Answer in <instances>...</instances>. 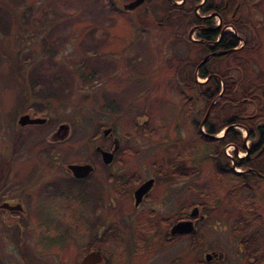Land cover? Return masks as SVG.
Returning a JSON list of instances; mask_svg holds the SVG:
<instances>
[{"label":"rangeland","instance_id":"obj_1","mask_svg":"<svg viewBox=\"0 0 264 264\" xmlns=\"http://www.w3.org/2000/svg\"><path fill=\"white\" fill-rule=\"evenodd\" d=\"M126 1L0 0V156L6 157L4 146L9 150L16 138L13 124L24 110L48 115V119L43 125L30 126L35 129V138L42 132L45 140L35 143L32 135H26L21 142L34 141L32 149L15 150L22 168L37 165L39 161L28 155L50 146L60 154L62 164L88 156L93 152L92 136L99 124L110 125L120 140L123 134L129 136L126 144L131 154L127 158L129 154L123 149V165L129 167L131 159L129 168L139 167L138 173L144 177L152 174L150 160L167 170L165 154L189 150L194 142L189 126V115L193 114L180 91L192 96L194 111L203 107L199 93L187 88L194 63L203 55L201 46L189 40L190 21L185 18L175 22L170 17L157 24L167 10L165 0H150L146 12L125 10ZM236 1L235 15L247 21L244 32H255L257 43L253 49H239L226 59L219 58L214 67L219 72L228 68L229 74L243 78L250 90L254 84H264V0H232L229 16ZM196 13H201L200 9ZM179 22L183 27L176 30L174 24ZM240 58L242 62L237 63ZM196 80L202 78L196 76ZM246 106L248 111L253 109V101ZM60 122L68 123L69 134L62 140L48 141L49 131ZM206 147L196 141L194 153L185 159L196 169L194 176L155 183L153 189L163 192L145 204L163 214L173 209L175 200L179 205H203L204 216L198 221L196 234L180 237L176 264H195L198 259L204 262V252L220 253L206 264H247L232 231L236 205L226 196ZM223 151L230 158L246 156L231 144H225ZM62 164L57 168L62 169ZM252 186L264 226V182L259 179ZM91 191L95 192L94 187ZM121 206L117 200V216L126 214ZM192 239L194 245L190 246ZM80 250L68 246L67 264H76Z\"/></svg>","mask_w":264,"mask_h":264},{"label":"flooded vegetation","instance_id":"obj_2","mask_svg":"<svg viewBox=\"0 0 264 264\" xmlns=\"http://www.w3.org/2000/svg\"><path fill=\"white\" fill-rule=\"evenodd\" d=\"M134 1L127 0L125 3L131 6L125 10L135 12L150 10V0H140L138 3H133ZM165 2L167 10L163 20L156 21L157 24H163V21H168L170 17L174 18L175 22L178 18H185L187 22L190 21L187 32L192 28L191 34L194 33L195 38H200L196 36L198 30L217 32L213 39H205L209 45L205 55L210 52H226L225 48L214 49L225 29H231L239 40L229 49L238 48L243 44L241 36L226 20L227 11L232 5L229 0H165ZM233 7L230 17L236 16L237 1ZM197 9H200L201 13L197 14ZM182 25L183 22L176 23L174 27L180 30ZM210 56L212 55L208 58ZM210 75L218 76L215 73L208 76ZM189 89L193 88L189 86ZM35 112L24 110L20 114L26 113L29 117L39 116L44 120L21 124L17 121L20 114L16 116L13 124L16 138L13 139L9 150L4 146L6 157L0 156V264H67L68 246L81 249L76 264H79L85 253L92 250H98L101 254V259L94 264H176L180 237L182 235L192 237L196 234L198 221L204 216L203 205L196 202L179 205L175 200L173 209L168 214H163L154 206L145 203L158 198L160 196L158 192H163L161 188L157 192L153 189L155 183L180 180L176 172L180 164L177 154L164 155L167 170L161 168V163L150 160L153 175L144 177L138 173L139 167H137L139 171L129 168L130 163L132 164L131 159H128L129 167L123 165L124 160L121 156L123 149L127 153L130 152L126 144L129 136L123 134L124 139L120 140L119 136L112 132L110 125L99 124L92 136L93 152L88 156L77 153L81 155L80 158L62 164L59 163L60 154L52 151L50 146L48 150L28 155L39 161L37 165L22 168L17 163L19 160L16 159L15 150L23 148L22 150L29 151L34 141L38 143L45 140L42 132L35 138V129H30V126L43 125L47 122L48 115L40 116ZM192 116L194 117V114ZM131 126L133 129L136 128L134 122H131ZM228 127L241 129L236 124ZM49 134L48 141L64 139L69 134L68 123H57ZM26 135H32L34 141L21 142L22 137H27ZM245 140L249 141L246 136ZM102 150L107 151V154L103 155ZM128 154L127 158H130L131 153ZM103 156L108 157V161H105ZM186 158L183 159L185 165ZM70 163L83 164L88 169L83 175L77 176L68 167ZM58 164H62V169L57 168ZM233 168L236 171L241 170L235 169V166ZM163 175L165 179H162ZM146 180H150V183L135 202L134 190ZM93 187L95 192L91 191ZM61 197L63 200H60ZM46 198L51 200L48 201ZM125 198L127 201L122 203ZM117 200L122 204L120 209L126 210V214L122 216H117ZM193 206L197 208L195 214L191 215ZM182 219L191 220L195 230L184 233L172 232V224ZM82 239L84 240L81 241ZM190 242V246L192 242L194 245L193 239ZM205 253H210L208 259L205 258ZM219 256L220 253L215 252L203 253L205 261L217 259ZM205 261L198 259L194 263L206 264Z\"/></svg>","mask_w":264,"mask_h":264},{"label":"trees","instance_id":"obj_3","mask_svg":"<svg viewBox=\"0 0 264 264\" xmlns=\"http://www.w3.org/2000/svg\"><path fill=\"white\" fill-rule=\"evenodd\" d=\"M229 3H232V0H229ZM226 20L241 36L243 44L238 48L229 49L237 44L239 40L231 29L223 30L221 39L215 44L214 49L225 48L226 52L207 58L195 69L196 72L193 71V77L187 79L190 81L189 85L186 84L187 88L190 86V88L196 90L203 100L201 109L194 111L195 103L192 96L180 91L185 103L191 106L190 108L196 116H190L194 136L193 145L189 150L177 153L180 164L178 170L175 169V171L180 178L196 174V169H191L185 165L183 159L189 157L191 152L194 153L196 141L207 145L206 155L211 157L215 171L225 185L226 196L237 208V214L232 222V231L237 238L240 251L243 253L247 264H264V226L261 222L262 215L257 211L254 204L255 195L252 191V182L259 179L264 182V175H258L252 169L246 168L251 167L255 171L264 174V84H254L252 89L248 90L249 87L245 86L243 78L229 74L228 68H225L223 72H219L215 69L217 67H214L215 61L221 57L226 59L239 49H253L257 43V36L255 32L251 33L249 31V34L244 32L248 25L245 19H240L237 15L234 17L228 15ZM216 35L217 32L209 33L203 29L198 30L196 33L197 37L204 40L213 39ZM197 42L203 51L201 57L203 58L209 50V45L206 40ZM210 49L212 48L210 47ZM198 61L194 63L193 70ZM239 61L242 62V59H238L237 63ZM210 73H215L218 76H208ZM196 76L201 77L203 80H196ZM176 77L178 80L179 75ZM180 80L182 79H179L178 82ZM221 83H223L222 87ZM256 89H258V92L253 94ZM248 101H253L254 104V108L250 111L247 110L246 106ZM210 103V108L202 122L203 130L207 133L205 134L199 129V120L203 117ZM231 124L239 125L246 131V134L236 127L227 128ZM221 129H224L221 136H211V134H216ZM244 136L249 140L247 146H245ZM225 144H231L234 148L246 152V156L243 158L234 157V165H232L230 163L231 156L224 154L223 146ZM234 166L241 168V170H234ZM162 179H165L164 175Z\"/></svg>","mask_w":264,"mask_h":264},{"label":"water","instance_id":"obj_4","mask_svg":"<svg viewBox=\"0 0 264 264\" xmlns=\"http://www.w3.org/2000/svg\"><path fill=\"white\" fill-rule=\"evenodd\" d=\"M140 0H135L133 3H138ZM131 5H129L128 3H125L124 5V8H129ZM192 29V28H191ZM191 29L188 31V37L191 38ZM196 40L198 41H204L203 39L201 38H197ZM224 51H217V52H210L208 53L207 55H205L201 60H199L197 62V64L195 65V69L202 63L204 62L209 55H213V54H223ZM210 105L211 103L207 106V109L205 110V113L203 115V117L199 120V129L201 130L202 133H205L202 129V122H203V119L204 117L207 115V112L210 108ZM44 118L43 117H39V116H36V117H29L28 114L26 113H23V114H20L18 116V119L17 121L21 124L23 123H27V122H40V121H43ZM108 129H105V131H107ZM224 130H221V132L217 135H214V134H211L212 137H218L220 136L222 133H223ZM207 134V133H205ZM104 154H107V151H101ZM103 159L105 161H108V157L105 158L103 156ZM68 167L72 170L73 174L74 175H83L88 167L86 165H83V164H77V163H70L68 164ZM251 169V168H250ZM252 171L256 172L258 175H264V174H261L260 172H257L255 171L254 169H252ZM150 183V180H146L144 181L143 183H141L135 190H134V196H135V202H137L139 200V197L141 196V194L147 189L148 185ZM196 206H193L191 211H190V214L191 215H194L195 214V211H196ZM195 230V227L193 226L192 224V221L191 220H188V219H182V220H179L177 222H175L174 224H172L171 226V231L172 232H179V233H184V232H193ZM210 257V253H205V258H209ZM101 259V254L98 250H92V251H89L87 253H85L79 264H94L95 262L99 261Z\"/></svg>","mask_w":264,"mask_h":264}]
</instances>
